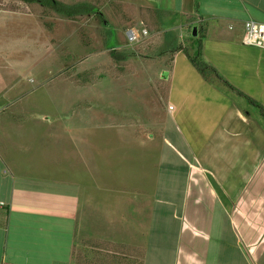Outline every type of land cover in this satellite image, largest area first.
<instances>
[{"label": "rangeland", "instance_id": "374dc122", "mask_svg": "<svg viewBox=\"0 0 264 264\" xmlns=\"http://www.w3.org/2000/svg\"><path fill=\"white\" fill-rule=\"evenodd\" d=\"M148 1L101 0V20L85 17L76 23L49 18L55 26L47 32L39 16L24 5L18 7L23 14L3 11L14 6V0H0V119L10 122L11 116L17 117L13 125H23L25 146L34 142L43 147L45 156L58 152V168L52 167V159L41 160L54 175L59 172L60 180L83 181L82 167L91 162L85 184L93 197L119 192L115 178L120 175L124 188L127 183L134 188L138 184L146 192L142 202L150 204L152 216L154 210L153 232L141 234L144 251L131 255L132 264L134 260L165 264L159 262L165 250L158 242V230L166 226L168 237L172 236L174 225L167 222V214L174 208L160 197L169 177L165 170L180 166L174 148L186 155L179 133L195 149L189 130L195 131L198 121L213 127L216 118L227 115L225 108L234 105L264 122V90L254 80L252 87L239 85L242 89L237 85L243 80L233 82L237 53L218 60L222 50L233 45L229 40L205 38L200 32L194 37L197 25L192 21L197 17L177 6L170 9L167 2ZM148 3L154 11L153 33L146 26L150 15L140 12ZM134 27L139 32L147 29L149 37L131 46L127 30ZM179 48L206 67L208 79L186 53H174ZM97 69L100 73L93 82L81 80L82 73ZM258 91L259 98L250 96ZM153 134L157 137L152 139ZM165 138L172 150L163 144ZM179 173L169 178L173 193L180 187ZM157 187L160 192L153 200Z\"/></svg>", "mask_w": 264, "mask_h": 264}, {"label": "crops", "instance_id": "0c3cea01", "mask_svg": "<svg viewBox=\"0 0 264 264\" xmlns=\"http://www.w3.org/2000/svg\"><path fill=\"white\" fill-rule=\"evenodd\" d=\"M157 1L197 17L192 22L205 38L229 40L235 46L222 50L218 60L237 53L233 82L243 80L237 85L242 89L239 85L252 87L254 80L264 90V49L242 42L246 20L264 24V0ZM258 93L250 96L257 99ZM225 114L214 120L213 127L198 121L196 130H189L195 149L178 132L186 155L163 140L181 160L178 170L173 166L165 170L169 177L160 200L174 208L167 214V222L174 226L170 238L166 226L158 230V242L166 251L159 262L264 264V122L235 105L226 107ZM10 118L0 119V203L6 204L0 209V264H79L87 240L122 245L131 255L144 249L141 234L151 236L154 210L152 216L150 204L142 202L146 192L138 184L124 188L120 175L115 178L119 192L93 197L85 184L91 162L82 167L83 181L60 180L59 172L54 175L41 160L52 159V167L58 168V152L45 156L34 142L25 146L23 125L14 126L18 119ZM177 171L180 187L173 193L169 178ZM159 192L157 187L153 200Z\"/></svg>", "mask_w": 264, "mask_h": 264}, {"label": "trees", "instance_id": "16d2710c", "mask_svg": "<svg viewBox=\"0 0 264 264\" xmlns=\"http://www.w3.org/2000/svg\"><path fill=\"white\" fill-rule=\"evenodd\" d=\"M13 4L14 6L5 8L3 11L8 10L9 12H20V8L18 7L22 4L29 9L34 16H39L41 19L40 26L47 32L53 31L55 26L53 22L47 21L49 18H58L68 22L79 23L82 22L85 17H93L97 20H101V15H103L102 12L99 11L102 5L101 0H14ZM140 12H146L147 16L150 15L146 26L149 31L153 33L156 28V23L154 24L155 18H152L154 11H152V9L142 7L140 8ZM20 14H23V11L20 12ZM197 33L199 34L198 30ZM179 51L186 53L192 64L206 79H208L205 72L206 67L199 64L197 59L195 60V58H191L187 50L179 48L174 53L176 54ZM201 52L202 49L200 50L199 56H201ZM102 72L103 71H101V73ZM97 73H100L99 69H97V71L90 70L82 73L80 77L81 80H85L86 83L93 82L94 76ZM248 99H250L253 104L258 105L251 98ZM262 113L264 115V110H262ZM85 246L86 247L83 249V252H81L82 257L80 258L79 264H117L116 262L121 261H126L123 264H132V259L134 258V256L132 257L131 254H129L127 248L118 244L115 245L107 242L87 240L85 241ZM139 251L143 252L144 250L140 249ZM134 262L135 264H143V262L138 263L136 260H134Z\"/></svg>", "mask_w": 264, "mask_h": 264}, {"label": "built area", "instance_id": "2783aa9c", "mask_svg": "<svg viewBox=\"0 0 264 264\" xmlns=\"http://www.w3.org/2000/svg\"><path fill=\"white\" fill-rule=\"evenodd\" d=\"M244 36L243 43L248 46H256L264 49V24H259L252 19L246 20L243 24ZM230 29H233L231 26ZM149 37V32L147 29L142 28V31L139 32L135 27L127 30V39L129 45H135L140 43L142 40ZM173 107L170 106L169 110H172ZM6 204L1 202L0 209L3 208Z\"/></svg>", "mask_w": 264, "mask_h": 264}, {"label": "water", "instance_id": "95a60500", "mask_svg": "<svg viewBox=\"0 0 264 264\" xmlns=\"http://www.w3.org/2000/svg\"><path fill=\"white\" fill-rule=\"evenodd\" d=\"M193 36H194V37L198 36L197 29H194V31H193Z\"/></svg>", "mask_w": 264, "mask_h": 264}]
</instances>
